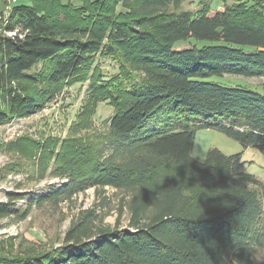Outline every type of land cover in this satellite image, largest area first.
Listing matches in <instances>:
<instances>
[{"label":"trees","instance_id":"16d2710c","mask_svg":"<svg viewBox=\"0 0 264 264\" xmlns=\"http://www.w3.org/2000/svg\"><path fill=\"white\" fill-rule=\"evenodd\" d=\"M28 1L14 5L0 33V127L39 114L85 81L94 54L116 57L134 80L90 85L114 111L90 172L69 153L54 172L65 182L32 196L18 217L111 188L132 196L130 220L127 228L99 227L89 210L61 248L17 259L0 251V264H255L264 245V184L242 171V154L213 148L199 160L193 149L198 131L214 130L264 154V90L210 81L264 78V0H237L213 14L180 10L186 0H80L81 17L65 11L63 20V0ZM86 2L104 9L89 16ZM113 3L124 12L108 14ZM88 102L82 129L95 128ZM8 196L0 219L19 215L16 203L26 198Z\"/></svg>","mask_w":264,"mask_h":264},{"label":"rangeland","instance_id":"374dc122","mask_svg":"<svg viewBox=\"0 0 264 264\" xmlns=\"http://www.w3.org/2000/svg\"><path fill=\"white\" fill-rule=\"evenodd\" d=\"M13 0H0V13L6 12L5 6ZM30 5L28 0H16ZM42 6H48L52 0H40ZM107 1V0H105ZM237 0H186L182 11L196 12L204 7H211L212 14L225 5H232ZM68 8L62 10L60 19H64L65 11L70 16L81 17L82 4L80 0H63ZM251 3L253 0H247ZM89 13L104 9L85 3ZM95 6V7H93ZM92 10V11H91ZM108 14L124 12L120 5L113 3L107 8ZM93 13V12H92ZM5 22H0V33L4 31ZM209 43H200L203 47ZM186 46H189L187 44ZM47 66L40 65L42 72ZM89 74L87 79L74 86L67 87L37 115L14 119L0 127V204L9 202L8 194L25 195V200H19L16 206L21 210L16 217L0 219V251L6 252L11 258H26L31 255H44L57 250L64 244L66 232L82 214L92 210L98 218L99 227L127 228L130 220L129 205L132 196L125 191L111 188L105 190L89 189L60 204H47L34 207L29 216L22 220L26 203L32 196L51 185L63 183L54 174L55 169L65 162V156L76 154V160H81V171L90 172L94 147L98 144V136L106 130V120L113 114V108L108 101L94 98L90 85L99 83L108 86V82L116 80L119 86L130 85L134 75L127 73L114 56L94 54L89 58ZM211 82L228 86L243 87L248 90L263 93L264 78H244L226 76L214 78ZM105 86V87H106ZM1 99V96H0ZM95 108L93 118L94 129H82L83 113L89 105ZM0 104L3 105L0 100ZM90 108V109H91ZM88 117V114H84ZM218 149L226 156L242 154L245 163L242 171L258 179L264 184V154L255 148H243L236 141L214 130H200L196 134L193 155L196 159L206 158L210 149ZM70 150H76L74 151ZM83 151V152H82ZM80 155L82 157H80ZM124 206L122 213L121 206ZM3 262V261H2ZM255 264H264V245L254 255Z\"/></svg>","mask_w":264,"mask_h":264},{"label":"built area","instance_id":"2783aa9c","mask_svg":"<svg viewBox=\"0 0 264 264\" xmlns=\"http://www.w3.org/2000/svg\"><path fill=\"white\" fill-rule=\"evenodd\" d=\"M17 3L16 0H13L8 5L5 6L6 12L4 14L0 13V22H5V25L8 23L11 11L14 7V5ZM65 182V181H64Z\"/></svg>","mask_w":264,"mask_h":264}]
</instances>
